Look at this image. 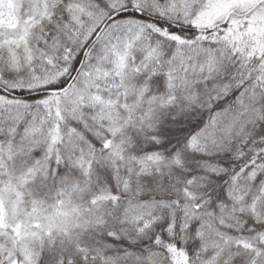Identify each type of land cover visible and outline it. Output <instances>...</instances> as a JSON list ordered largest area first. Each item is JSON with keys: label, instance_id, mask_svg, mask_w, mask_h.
<instances>
[{"label": "snow or ice", "instance_id": "snow-or-ice-1", "mask_svg": "<svg viewBox=\"0 0 264 264\" xmlns=\"http://www.w3.org/2000/svg\"><path fill=\"white\" fill-rule=\"evenodd\" d=\"M0 264H264V0H0Z\"/></svg>", "mask_w": 264, "mask_h": 264}]
</instances>
